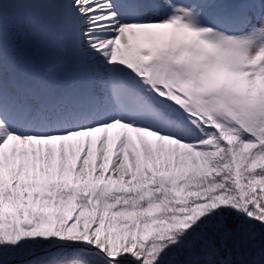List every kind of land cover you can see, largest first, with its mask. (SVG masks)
Returning <instances> with one entry per match:
<instances>
[{
  "label": "snow or ice",
  "instance_id": "6c2138e0",
  "mask_svg": "<svg viewBox=\"0 0 264 264\" xmlns=\"http://www.w3.org/2000/svg\"><path fill=\"white\" fill-rule=\"evenodd\" d=\"M0 264H264V0H0Z\"/></svg>",
  "mask_w": 264,
  "mask_h": 264
}]
</instances>
